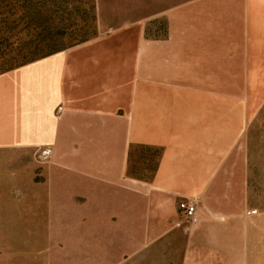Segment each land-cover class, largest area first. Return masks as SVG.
<instances>
[{"label": "crops", "instance_id": "1", "mask_svg": "<svg viewBox=\"0 0 264 264\" xmlns=\"http://www.w3.org/2000/svg\"><path fill=\"white\" fill-rule=\"evenodd\" d=\"M160 14L158 35L135 19L0 72V164L19 171L35 234L12 264H125L161 243L180 264L263 263L246 131L264 101V0ZM139 148L151 175L131 173Z\"/></svg>", "mask_w": 264, "mask_h": 264}, {"label": "rangeland", "instance_id": "2", "mask_svg": "<svg viewBox=\"0 0 264 264\" xmlns=\"http://www.w3.org/2000/svg\"><path fill=\"white\" fill-rule=\"evenodd\" d=\"M178 1L185 0H55L62 12L51 18L61 22L65 28L63 36L57 38L51 47L61 49L77 45L80 41L89 40L135 19L147 20V32L158 35L164 31L165 26L160 12L169 4ZM33 2L35 3L36 0ZM19 17L20 15H17L13 19ZM39 19L42 20L37 16L29 19L25 17L22 22L29 20L38 24ZM20 38L22 39L23 36ZM12 41L17 43V37H13ZM2 52L6 53L0 50V54ZM11 57L12 55L8 57L0 55L1 72L20 64L19 61L11 60ZM246 138L247 201L251 208L249 212L253 215L257 213L263 215L264 232V101L247 127ZM135 151L131 158L133 164L131 173L135 176L150 175L149 171H145L149 166L153 167L155 152L143 148ZM17 174L19 171H16V168L0 164V259L11 264L14 261L13 256L15 258L19 252L17 246L21 243L33 242L35 239L30 226L29 208L26 205L20 209L16 201V195L19 193ZM45 237L46 234L39 233L38 243L45 242ZM262 250L264 251V246ZM39 258L43 257L39 255ZM180 262L181 251H173L168 248L167 243H161L153 250L129 259L125 264H180ZM262 262L261 264H264V256Z\"/></svg>", "mask_w": 264, "mask_h": 264}, {"label": "trees", "instance_id": "3", "mask_svg": "<svg viewBox=\"0 0 264 264\" xmlns=\"http://www.w3.org/2000/svg\"><path fill=\"white\" fill-rule=\"evenodd\" d=\"M33 1L0 0V50L6 51L0 55L4 57L12 55L11 60L19 61V65L67 48L53 49L54 47H51L57 38L63 36L64 32V25L51 18L62 12L61 7L56 4L55 0H36L35 3ZM17 15L20 17L13 19ZM33 16L42 18V20L39 19L38 24L29 22V20L22 22L23 18L29 19ZM15 36L17 43L12 41ZM81 42L83 41L78 43ZM154 169L155 164L153 167L149 166L145 172L149 171L151 175Z\"/></svg>", "mask_w": 264, "mask_h": 264}, {"label": "built area", "instance_id": "4", "mask_svg": "<svg viewBox=\"0 0 264 264\" xmlns=\"http://www.w3.org/2000/svg\"><path fill=\"white\" fill-rule=\"evenodd\" d=\"M178 210L187 217H191L195 211V206L186 202L178 204ZM254 211H252L253 213Z\"/></svg>", "mask_w": 264, "mask_h": 264}]
</instances>
